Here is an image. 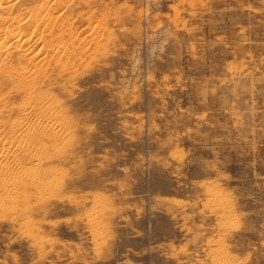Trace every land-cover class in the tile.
Instances as JSON below:
<instances>
[{"label":"rangeland","instance_id":"obj_1","mask_svg":"<svg viewBox=\"0 0 264 264\" xmlns=\"http://www.w3.org/2000/svg\"><path fill=\"white\" fill-rule=\"evenodd\" d=\"M64 7L73 43L31 89L41 162L0 154V264H264V0ZM24 99L0 90V144Z\"/></svg>","mask_w":264,"mask_h":264},{"label":"bare ground","instance_id":"obj_2","mask_svg":"<svg viewBox=\"0 0 264 264\" xmlns=\"http://www.w3.org/2000/svg\"><path fill=\"white\" fill-rule=\"evenodd\" d=\"M32 1L36 0H23V2L0 0V90L8 86L16 90L25 98L24 104L27 107L21 117L17 118L25 129L20 131L15 127L11 135L12 141H8L9 144L6 145L0 144V154H10L12 158H16L15 165L21 177L22 175L26 177L35 170L34 165L37 164L35 162H41L40 156L34 157L31 151H39L38 146L41 145L42 139L48 138L46 137L48 130L46 132L43 130L40 140L37 138L40 131L38 124L32 123V120L37 119L40 123L43 118L41 114L36 113L35 108L30 107L34 100L31 89L38 85V77L46 74L53 62L57 64L67 57L66 48L69 42L73 43L75 36L71 33L72 24L64 18V0H41L38 1L39 3ZM24 22L27 28H22ZM67 37L70 39L69 42H66ZM12 50L19 54L17 65L9 64ZM77 53V50L70 51L69 57H77L79 55ZM28 108L30 110H27ZM13 143L17 146L15 145L16 149L12 152ZM35 168L37 169V166ZM0 175L15 176L7 166H0ZM30 182L34 183L32 180Z\"/></svg>","mask_w":264,"mask_h":264}]
</instances>
